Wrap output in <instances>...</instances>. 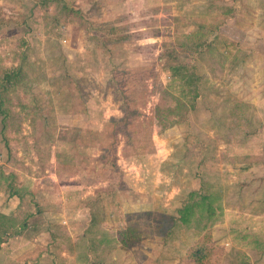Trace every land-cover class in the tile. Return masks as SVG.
I'll return each mask as SVG.
<instances>
[{
    "label": "rangeland",
    "instance_id": "rangeland-1",
    "mask_svg": "<svg viewBox=\"0 0 264 264\" xmlns=\"http://www.w3.org/2000/svg\"><path fill=\"white\" fill-rule=\"evenodd\" d=\"M179 62L199 96L185 121H160ZM5 73L0 210L18 226L36 208L75 214L51 228L73 225L66 264H192L201 244L206 264H264V0H0V85ZM125 111L128 124L108 125ZM21 244L1 233V263L23 262Z\"/></svg>",
    "mask_w": 264,
    "mask_h": 264
},
{
    "label": "trees",
    "instance_id": "trees-1",
    "mask_svg": "<svg viewBox=\"0 0 264 264\" xmlns=\"http://www.w3.org/2000/svg\"><path fill=\"white\" fill-rule=\"evenodd\" d=\"M229 12H231L229 14ZM226 15H229V17H234V8H225V13ZM215 39V37L213 38V40ZM209 42H197L196 44H190V46L186 45H180L181 49H184L185 51H188V53L191 55H198L201 54L203 52H206L207 50L210 49V47L212 46V41ZM184 62H179V63H175L173 66H169L168 70L170 73V77L171 79L174 78V82L175 80H177L178 82V96L179 97L175 100V104L174 106H172L171 108H166L165 110L156 108L155 109V116L160 120L163 121V119L165 118V116H174L177 118V123L180 121H185L187 119V113L192 110L195 105H196V101L197 98L199 96L198 92H197V84H192L193 82L191 81V74H187V65H183ZM12 75L15 73L12 72ZM4 82L0 85V115H1V140L4 141L3 144L6 146V138L4 137V130H5V120L9 117L8 113L6 112V110H4L2 108L3 105V99L1 97V94L4 93L6 90H8L11 85H12V76L10 75V73H5V76L3 78ZM173 81V79H172ZM171 84V83H170ZM171 86V85H170ZM169 86V87H170ZM159 110H164L162 113ZM132 117V116H131ZM130 113L125 111V114H123V116H121L119 119H110L108 125L110 126H115L116 123L118 122H122L124 125L128 124L130 122ZM128 118V119H127ZM159 121H157L158 123ZM160 123V122H159ZM114 130L112 129V132H110V134L112 135V138L114 137ZM8 179V177L6 178ZM6 181V180H5ZM7 184L5 185V191L7 193L8 197H12L15 196L18 198V191L17 189H15L12 185L11 182L9 180L6 181ZM192 194H189L188 198L191 196ZM200 200V203H204L208 205V202L210 200V197L206 194H198ZM184 200L181 203L180 208L177 210V214L178 216L176 218H168L171 221V226L174 224L173 222H177V221H185L187 214H189V210L191 208L192 205H194V202L189 203V199ZM209 211L210 208H209ZM191 213V212H190ZM177 219V220H175ZM127 223H129V221H127ZM170 226V227H171ZM135 233V228L131 227V226H126V228L122 231L118 232V239H119V243L124 246L127 247V241L129 239H132ZM167 233V232H166ZM169 233V231H168ZM117 238V237H116ZM206 243V242H205ZM213 250V248H211V251ZM211 251H209V248H206V246H204V244L198 245L194 248H192L189 253L187 254V257L184 258V260L186 262H191L192 264H206V261L209 257V253H211Z\"/></svg>",
    "mask_w": 264,
    "mask_h": 264
},
{
    "label": "crops",
    "instance_id": "crops-1",
    "mask_svg": "<svg viewBox=\"0 0 264 264\" xmlns=\"http://www.w3.org/2000/svg\"><path fill=\"white\" fill-rule=\"evenodd\" d=\"M7 198L9 201L15 198L18 199L15 196H12V197L7 196ZM75 210H78V206L73 211L74 213H77ZM5 211L7 210L6 209L0 210V234L2 233V235H5L8 241L10 240L15 243L16 241L22 242V244L20 245L21 247H19V249L21 250V254L18 252H16L15 254H18L19 258L22 259L23 262H19L20 260H16L17 261L16 263L66 264L68 262L67 259H69L71 255L67 253L68 248L58 243L64 242L67 245L69 243H71L72 245L75 243L77 238L75 237V234L71 233L72 231L71 229H73V225L72 226H70L71 224L69 225L71 229L68 228V232L65 236H63L62 234H58V230L60 229L62 231L64 230V228H58L55 234L52 233L51 228H52V225L54 226V224L65 225V219L63 218L66 217L67 219H70L72 217V219H75L74 217L75 214H73L70 217V215L66 216L64 212H63L64 214H61L63 210L62 211L55 210L56 213L51 214L49 211H46L41 208L37 210L36 208V210L33 209L30 211L28 215H25V217H23L21 220V225L18 226L14 224L13 219H11L12 216L10 217ZM140 212H143V210H141ZM38 216L40 217V219H38L40 222L39 227L40 226L42 227L41 232L40 230L36 231L37 225L35 226V223H34V220H37L34 218ZM31 219H34V220L31 222ZM38 233L41 237H43V239L45 240V243L43 246L41 244L40 246L41 251L37 253V252L32 251V249L33 247H35V243L37 241L34 236ZM58 245H59V248H57ZM24 247H28V248L24 249ZM51 248L55 249L54 250L55 253L51 251ZM71 257L73 256L71 255ZM3 259L6 260V262L8 261L7 262L8 264H12V260L14 259V256H11V254H8L7 257H4ZM1 261H2V258L0 256V264H2Z\"/></svg>",
    "mask_w": 264,
    "mask_h": 264
}]
</instances>
